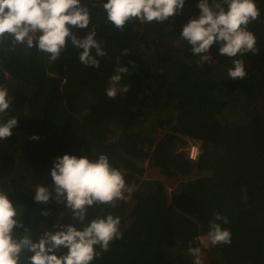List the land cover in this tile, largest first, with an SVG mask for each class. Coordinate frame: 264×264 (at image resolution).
I'll list each match as a JSON object with an SVG mask.
<instances>
[{"label":"trees","instance_id":"trees-1","mask_svg":"<svg viewBox=\"0 0 264 264\" xmlns=\"http://www.w3.org/2000/svg\"><path fill=\"white\" fill-rule=\"evenodd\" d=\"M103 2L81 0L91 22L73 29L80 37L95 31L107 53L98 68L82 64L70 42L50 62L35 46L0 41V86L12 98L0 122L17 117L12 135L0 140V190L23 225L13 234L27 230L37 241L57 222L82 229L111 214L120 218L121 236L91 264H194L190 247L205 254L203 264H264V0H255L261 14L248 25L259 52L230 58L214 45L209 61L193 55L180 35L199 15L198 0H185L164 23L132 20L123 30L107 20ZM233 59L247 61L244 79L228 76ZM118 66L128 69L120 81L128 91L109 98ZM186 138L199 147L196 161L176 152ZM64 154L91 161L106 155L133 191L115 206L93 204L76 224L63 199L34 200L37 185L55 195L50 169ZM144 160L166 177L182 167L195 168L196 176L168 195L162 181L142 178ZM217 213L228 223L216 221ZM210 222L231 232L230 244L202 245ZM28 255L21 253L20 264Z\"/></svg>","mask_w":264,"mask_h":264},{"label":"clouds","instance_id":"clouds-1","mask_svg":"<svg viewBox=\"0 0 264 264\" xmlns=\"http://www.w3.org/2000/svg\"><path fill=\"white\" fill-rule=\"evenodd\" d=\"M184 5L185 0H105L102 8L107 20L123 30L126 23L132 20L164 23L183 10ZM197 8L199 15L188 20L180 33L191 46L193 55L209 61L214 45L218 47L219 54L230 58L259 52L256 36L248 30V25L261 14L255 0H198ZM90 22L89 10L81 4V0H0V41L11 38L14 45L35 46L48 54L50 62L58 60L70 42L81 50L78 58L82 64L98 68V57H105L107 53L101 42L95 39V31L88 30L82 37L73 31L89 29ZM127 71L126 67H116V74L109 78V87L105 90L109 98L128 91L127 85H120L122 74ZM246 75L244 61L233 59L228 76L244 79ZM11 103L7 88L0 86V115L6 113ZM16 126L15 116L0 122V140L10 137L11 130ZM50 176L55 195L52 196L47 187L37 185L34 200L47 203L51 196L59 203L63 199L66 207L72 210V219L81 225L93 204L115 206L125 193L133 191V187L126 184L122 172L112 167L104 154L94 161L68 154L56 157ZM42 214L47 215V212ZM17 216V209L8 195L0 190V264H20L23 252L30 253L28 264H91L102 252L108 251L112 240L121 236L120 218L108 214L92 219L82 229L57 222L55 230L46 231L33 241L27 230L20 237L13 234L14 228L23 227ZM215 220L228 223L227 218L219 213L215 215ZM198 239L201 243L205 242L204 237ZM207 242L213 246L230 244L231 232L216 222H210ZM62 249L66 251L61 252ZM189 252L195 257L194 264H203L199 247H190Z\"/></svg>","mask_w":264,"mask_h":264},{"label":"rangeland","instance_id":"rangeland-1","mask_svg":"<svg viewBox=\"0 0 264 264\" xmlns=\"http://www.w3.org/2000/svg\"><path fill=\"white\" fill-rule=\"evenodd\" d=\"M247 65H248L247 61L244 60V66H247ZM261 106L264 107V103L261 104ZM162 133H163V131L161 129H157L156 139H158ZM190 141L192 142L191 139H187L186 143L183 144L182 146H180L176 150V152H182L183 156H185V152H186L185 149H186V147ZM140 166H143V168H144L142 178L143 179H158V180L162 181L168 195L173 189H176L178 187V184L180 182H184L186 179H189V178L196 176V171H195L196 169L195 168H189V169L185 170L182 167V169L180 170V172L177 173V175L172 176V177H166L159 172L157 167L150 166L148 164L147 160L141 161ZM204 238H205V242L202 243L203 246L209 244L207 242V236H205ZM201 256H205V254L202 251H201Z\"/></svg>","mask_w":264,"mask_h":264},{"label":"built area","instance_id":"built-area-1","mask_svg":"<svg viewBox=\"0 0 264 264\" xmlns=\"http://www.w3.org/2000/svg\"><path fill=\"white\" fill-rule=\"evenodd\" d=\"M185 150H186V154L190 160H192V161L197 160L200 150H199V147L196 143L190 141Z\"/></svg>","mask_w":264,"mask_h":264}]
</instances>
